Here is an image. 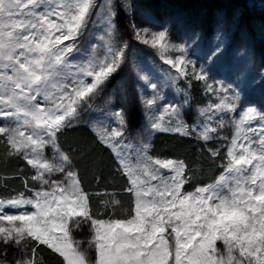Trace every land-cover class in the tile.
I'll use <instances>...</instances> for the list:
<instances>
[{"label":"snow or ice","instance_id":"snow-or-ice-1","mask_svg":"<svg viewBox=\"0 0 264 264\" xmlns=\"http://www.w3.org/2000/svg\"><path fill=\"white\" fill-rule=\"evenodd\" d=\"M93 14L104 29L102 43L91 45L77 62L71 56L79 51L76 41ZM115 16L112 0H0V117L15 124L0 126V136L9 156H22L35 170L32 180L38 184L28 196L0 197V264H38L39 246L62 258V264H264V110L247 106L238 119L226 120L221 114L237 111L240 92L223 84L219 91L225 95L201 108L188 125L179 105L159 107L156 84L137 71L154 90L143 100L151 113L149 129L228 140L225 171L212 184L184 191L190 179L185 162L150 156V141L125 136L124 110L110 111L105 115L115 118L116 127L95 123L93 130L115 151L133 207L123 219L92 215L89 193L57 137L124 62L127 44L117 42ZM135 35L158 49L179 76L188 75L190 65L194 78L217 92L207 84L204 67L197 71L187 47L171 44L166 31L145 28ZM169 51L179 55L173 59L166 56ZM226 127L233 129L230 140L219 136ZM49 147L51 158L45 155ZM208 151L212 157L220 154ZM101 203L115 207L120 201ZM82 224L91 233L86 241L74 236ZM27 240L35 242L30 255L9 260L8 246L24 253Z\"/></svg>","mask_w":264,"mask_h":264},{"label":"rangeland","instance_id":"rangeland-1","mask_svg":"<svg viewBox=\"0 0 264 264\" xmlns=\"http://www.w3.org/2000/svg\"><path fill=\"white\" fill-rule=\"evenodd\" d=\"M97 2L99 3V0ZM112 2L116 10L114 22L117 42L118 44H127L124 62L103 86V91L89 101V105L82 106L77 120L73 124L84 122L93 129L95 123H103L111 129L116 127L115 118L105 114L110 111L123 109L127 119L125 136L132 140H135L136 137H143L150 141L152 146L154 136L159 131L149 129V121L146 117L151 113L146 109L143 100L151 97L154 94V90L138 78L137 71L140 74L147 75L150 83L156 84L155 92L162 97L158 102L159 107L167 104L179 105L184 120L188 125L193 124L201 108L209 104L218 103L219 98L225 95L224 92L219 91L221 84L240 92L237 111L235 113L221 114L224 115L226 120L238 119L241 111L247 106H255L260 110H264V58H262L253 44L249 42L246 34H234L235 27L232 25H219L209 36H205L200 30L178 31V29H173L167 20H161L154 16L145 6L144 0H112ZM13 19L15 20L16 17H13ZM94 21L95 14H93V19L89 21L83 35L78 37L76 43L79 51H75L71 59L79 62L88 54L91 45L102 43L99 37L103 35L104 29L102 26L96 25ZM145 28L149 29L150 32L166 31L167 39L171 44L185 45L188 49V58L196 61L197 71H199L201 66L204 67L207 74V84H211L217 92L208 91L206 82L201 80L206 101L202 105H193L190 102L189 85L190 79L194 78L191 74V66L189 65L188 75L179 76L171 65L164 62V59L159 55L158 49L153 48L151 45H146L137 39L136 30ZM65 43H71V41ZM178 55L179 53L175 51H169L166 54V56H170L173 59ZM231 94V91L227 93V95ZM135 109L136 111H134ZM219 118L217 116V119ZM0 126L14 127L15 124L11 121V118L0 117ZM253 126L256 125L253 124ZM232 131V127H226L220 130L219 136H226L230 140ZM191 134L196 136L194 132ZM215 139L220 140V143L225 141L228 145V140ZM45 155L49 158L52 157V149L50 147L45 149ZM152 157L161 160H180L165 156ZM161 171L165 175H171L169 170L162 169ZM194 190L184 189L186 192ZM106 193L109 195H105ZM103 195L102 201L113 198L118 200L113 191L104 192ZM26 207L28 210H32L31 206ZM5 212H10V209L5 208ZM82 227L83 224L78 229L81 232L78 239L86 241L91 233L89 229L88 232H85ZM218 247L223 250L219 242ZM89 254L90 256L94 255L91 250ZM24 255V253L18 252L15 258H21Z\"/></svg>","mask_w":264,"mask_h":264},{"label":"trees","instance_id":"trees-1","mask_svg":"<svg viewBox=\"0 0 264 264\" xmlns=\"http://www.w3.org/2000/svg\"><path fill=\"white\" fill-rule=\"evenodd\" d=\"M150 12L161 20H167L178 31L200 30L209 36L219 25L234 26V34H246L247 39L264 58V0H144ZM190 102L202 105L206 101L202 81L192 78ZM136 111V109L134 110ZM131 113V111H130ZM135 115V114H134ZM60 149L69 155L72 167L79 173L82 187L89 193L92 215L97 217L127 218L133 207V196L126 188L128 178L122 173L112 148L102 143L96 132L86 123H75L58 133ZM213 138L210 141L198 139L193 134L159 131L155 134L149 149L151 156H165L180 159L187 165L184 185L186 190L214 182L225 170L227 159L225 141ZM208 149H219V155L212 157ZM34 169L20 155L9 156L8 145L0 136V197H9L23 192L30 195L38 186L32 180ZM27 181V186L25 185ZM113 191L120 204L105 207L101 203L104 192ZM110 200V199H109ZM99 214V216H98ZM88 232V225L83 224ZM81 232L74 236L78 239ZM25 255H30L35 242L27 240ZM2 247V245H0ZM20 252L15 246H8V258L13 259ZM36 256L42 264H62L58 257L45 246L36 248Z\"/></svg>","mask_w":264,"mask_h":264}]
</instances>
